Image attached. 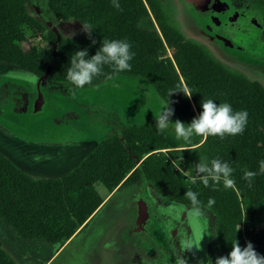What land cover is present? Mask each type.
Masks as SVG:
<instances>
[{
    "label": "trees",
    "instance_id": "16d2710c",
    "mask_svg": "<svg viewBox=\"0 0 264 264\" xmlns=\"http://www.w3.org/2000/svg\"><path fill=\"white\" fill-rule=\"evenodd\" d=\"M118 2L120 9L112 6V0H48L52 16L62 22L90 25L96 41L92 44L88 35L66 38L58 31L60 40L54 55L58 34L28 13L33 1L0 0V63L17 66L38 80L49 71L47 83L69 85L65 70L75 51L87 48L91 56L102 39H124L135 54L131 70L114 75L105 66L92 85L75 90L91 89L117 76L140 78L163 100L172 90L189 92L194 107L184 103L182 91L169 96V106L184 123L199 114L202 99L246 110L244 132L223 139L194 136L185 144L168 131L158 133L154 124H119L74 170L52 180L31 178L0 153V219L25 240L64 246L110 194L127 186L144 190L151 185L165 198L187 207L191 205L185 193H197L200 209L215 216L221 256L227 255L236 241L241 248L250 242L264 256V174L256 176L251 186L242 179L243 170L256 171L258 161L264 159V86L226 68L206 48L186 40L160 0ZM149 18L158 29L142 27ZM29 31L46 34V46L25 51L21 44ZM169 47L176 50L174 59L167 56ZM201 156L227 161L234 169L235 185L225 189L222 183L210 181L205 187L199 178L192 183ZM96 184L103 185L105 197L97 192ZM209 198L215 201L211 208L207 207ZM0 264H17L1 242Z\"/></svg>",
    "mask_w": 264,
    "mask_h": 264
},
{
    "label": "rangeland",
    "instance_id": "374dc122",
    "mask_svg": "<svg viewBox=\"0 0 264 264\" xmlns=\"http://www.w3.org/2000/svg\"><path fill=\"white\" fill-rule=\"evenodd\" d=\"M32 1L33 5H28V13L41 24L46 25L37 9L51 19V23L64 37L84 38L88 35L78 23L62 22L52 16L47 10L48 0ZM160 1L184 38L203 47L186 27L179 0ZM253 3L264 11V0H253ZM141 25L147 29L157 27L153 18L144 20ZM45 36L46 34L39 31H29L22 41V48L25 51L44 48ZM207 50L226 68L243 74L252 82L255 80L254 76L245 72L242 63L233 62L231 57L215 55L213 51ZM175 55L176 50L169 47L167 56L174 59ZM244 62L246 63L245 60ZM253 66L248 68H254ZM254 69L258 71L257 77H260L264 68L262 67L261 71L259 68ZM260 83L264 86V80ZM39 92L43 96L44 106L41 111L36 112L35 104ZM185 93L187 95L181 93L184 103L193 106L189 92L185 90ZM149 98L152 110L146 109ZM161 100L163 99L150 83L127 76H117L108 83L87 90H75L70 85L57 83L41 84L39 90L38 79L34 75L17 66L0 63V149L12 156H18L21 160L22 156L15 151L19 142L61 144L60 161L67 163L64 168L69 166L66 171L70 172L73 170L71 165L80 164L81 159L107 139L115 125H155L154 115ZM171 120L184 123L174 113ZM68 146L70 151L66 150ZM75 146L77 148L72 150ZM73 157L75 158L72 159ZM18 163L25 168L36 169V166L28 161ZM42 171L44 173V170H39ZM62 175L50 178L41 175L32 177L46 180L57 179ZM96 190L101 196H106L103 185L96 184ZM144 196L149 216L145 228H141L138 221L139 209ZM188 209L192 208L165 198L151 185L144 190L135 186L124 187L110 194L86 227H82L66 245L24 240V244L30 246L29 250L33 251L29 254L26 264H104L116 249L124 253L121 264H151L146 262L147 259L150 260V253L154 264H159L163 256L155 254L156 246L161 251L167 250L177 264H183L181 261L182 258L185 260L184 254H191V257L187 256V262H184L191 264L189 259L197 261L198 255L196 247L186 249L182 246L183 241L189 238L195 245L197 238L198 244L205 252L203 260L211 258L214 264L215 259L221 256L216 241L215 216L204 208L200 209L199 216ZM112 261L118 263L117 258H112Z\"/></svg>",
    "mask_w": 264,
    "mask_h": 264
},
{
    "label": "clouds",
    "instance_id": "9594fccd",
    "mask_svg": "<svg viewBox=\"0 0 264 264\" xmlns=\"http://www.w3.org/2000/svg\"><path fill=\"white\" fill-rule=\"evenodd\" d=\"M112 6L120 9L118 0H112ZM83 26L84 31L88 33V38L92 44H95L96 41L92 39L89 31L94 29L87 24H83ZM130 49V43L124 39L104 38L94 55L89 56L87 48L75 51L67 63L65 79L74 89H83L86 85H92L93 79L102 74L105 66L110 68L114 75L130 71V61L135 55ZM178 90L170 91L167 100L160 102V107L154 115L155 129L158 133L171 131L177 140L190 144L194 136H214L223 139L226 135L236 136L244 132L248 122V112L234 110L230 103H217L213 99H202L201 111L189 123H182L179 120L173 122L171 120L173 109L169 106V96ZM179 91L187 95L185 90ZM146 109L152 110L150 98ZM233 171V167L227 161L201 156L195 164L196 176L192 177V183H196L199 178L205 187L211 181L213 184L222 183L225 189H230L235 185V181L232 179ZM261 174H264V159L258 161L256 171L243 170L242 179L251 186L253 179ZM185 197L190 202L193 214L199 216L201 201L198 200L197 193L187 191ZM214 203V199L209 198L207 207L211 208ZM182 246L191 249L193 242L190 238L186 239ZM231 246V251L225 256L217 257L214 264H264V256L259 255L250 242L246 243L243 248L237 241ZM200 264H213V261L211 258H207L201 260Z\"/></svg>",
    "mask_w": 264,
    "mask_h": 264
},
{
    "label": "flooded vegetation",
    "instance_id": "af4514ba",
    "mask_svg": "<svg viewBox=\"0 0 264 264\" xmlns=\"http://www.w3.org/2000/svg\"><path fill=\"white\" fill-rule=\"evenodd\" d=\"M178 3L180 11L184 15L186 27L203 47L213 51L215 55L231 57L233 62L242 63L245 72L249 76L255 77L253 82L260 83L261 80H264V69L260 77H257L258 71L254 69L259 68L261 71L262 67L264 68V11L260 7L258 8L253 0H194L193 2L179 0ZM242 55H246V57H242ZM248 66L254 68H248ZM142 198L145 201V196ZM193 247L197 249L198 258L197 261L189 259L191 264L203 260L205 254L203 247L198 244L197 238L196 245L193 243ZM155 254L163 256L159 264H177L167 250L161 251L156 246ZM149 256L150 260L147 259L146 262L154 264L155 261L151 253ZM187 256L191 257V254L183 255L185 258V260L182 258L183 264L187 262ZM122 257H124V253L116 249L114 254L108 257L109 261L104 264H121ZM112 258H117L118 263L112 261Z\"/></svg>",
    "mask_w": 264,
    "mask_h": 264
},
{
    "label": "crops",
    "instance_id": "0c3cea01",
    "mask_svg": "<svg viewBox=\"0 0 264 264\" xmlns=\"http://www.w3.org/2000/svg\"><path fill=\"white\" fill-rule=\"evenodd\" d=\"M17 145L18 147H15V151H18L19 155L24 157V158L21 157V160L18 159V156H12L8 154L6 151H2L1 149H0V153L31 178H33L32 176L35 175L49 176V178L50 176L59 177L62 174L67 175L72 171V170L70 172L66 171V169L69 166L67 168H64V166H67V163H64L65 161L64 162L60 161L59 153L61 151L60 148L61 144H50L45 142H36V143L19 142ZM66 148L64 149H66L67 151L71 150L69 146ZM76 148L77 147L75 146L72 148V150H75ZM91 153H89V155ZM89 155H87L84 159H81V162L84 161ZM74 158L75 157H73L72 159ZM23 160H25V162L28 161L29 164L31 163L35 165L36 169H28L25 168L20 163H18ZM78 165L75 164L71 165V168L73 167L74 170ZM39 170H44V173L43 171L39 172ZM66 172L68 173L66 174ZM46 180H52V179H46ZM24 240L25 239L21 238L14 228L2 222V220L0 219V242L2 244V248L17 264H26L28 257L30 256L29 254L33 252L29 250L30 246L24 244Z\"/></svg>",
    "mask_w": 264,
    "mask_h": 264
},
{
    "label": "water",
    "instance_id": "95a60500",
    "mask_svg": "<svg viewBox=\"0 0 264 264\" xmlns=\"http://www.w3.org/2000/svg\"><path fill=\"white\" fill-rule=\"evenodd\" d=\"M188 2L190 1H194V0H187ZM206 1H209V0H206ZM37 12L40 14V16L43 18V20L46 22V24L48 25V27L55 31L57 34H58V42L56 43V46H55V50H54V55H56L57 53V50H58V46H59V40H60V34L58 33V30L56 29V27L51 23V21L44 15H42V13L37 9ZM48 75H49V71L47 72V74L38 80V89L40 90V85H46L47 84V78H48ZM44 106V99H43V96L42 94L39 92V96H38V100L36 101V104H35V110L36 112H39L42 110ZM148 219V210H147V205H146V202L141 201V204H140V209H139V226L141 228H144V225H145V222L146 220Z\"/></svg>",
    "mask_w": 264,
    "mask_h": 264
}]
</instances>
